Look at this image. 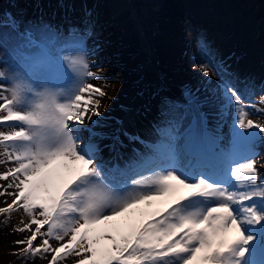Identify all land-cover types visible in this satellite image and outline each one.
Segmentation results:
<instances>
[{"label":"snow or ice","instance_id":"6c2138e0","mask_svg":"<svg viewBox=\"0 0 264 264\" xmlns=\"http://www.w3.org/2000/svg\"><path fill=\"white\" fill-rule=\"evenodd\" d=\"M86 17L65 30L43 21L21 28L8 16L12 32L0 35L8 64L0 68V215L7 225L22 213L13 232H30L13 255L25 264H264V121L251 118L264 114V94L255 97L256 86L201 43L198 71L206 85L216 79L207 89L214 122L199 89H188L153 143L121 120L94 131L86 121L100 126L93 117L103 115L108 85L88 82L103 74L88 58ZM122 137L145 153L133 148L125 159ZM96 140L110 141L107 160Z\"/></svg>","mask_w":264,"mask_h":264},{"label":"rangeland","instance_id":"374dc122","mask_svg":"<svg viewBox=\"0 0 264 264\" xmlns=\"http://www.w3.org/2000/svg\"><path fill=\"white\" fill-rule=\"evenodd\" d=\"M195 1V3L190 1L187 4L185 0H0V35L12 32L6 23L8 16L21 21V28L28 22L43 21L67 30L70 26H80L86 22L88 19L86 13H89L92 31L100 25L105 30V35L109 37L108 41L101 43L102 47L107 45L108 50H105L103 55L93 54L97 72L103 74V78L99 79L101 85H108L104 89L107 96L102 99L100 111L103 116H108V120L104 122L111 127H105L104 132H110L112 128L117 127L116 120L123 121L124 128L132 131L138 125L137 121L141 116H147L150 119L159 118L157 114L150 116V113L154 112L159 105L170 107L173 104H185L184 93L188 89L194 92L199 89L196 94L202 101H207L202 111L207 106L206 109L216 113L210 109L209 103L213 101V98L207 90L208 85L205 83L207 78L198 71V66L203 61L199 59L197 49L203 43L208 51L209 40L205 39V35H201V20L191 12L194 7H189L193 3L195 6L197 3L201 5L204 0ZM255 6L257 8L259 4L255 3ZM263 19V14H260L251 24L254 40L260 36ZM101 21L104 23L99 24ZM122 25L126 26L123 31L132 35L131 41L135 45V53L132 56L137 60L134 59L128 63L122 61V54L119 52V46L122 43L117 36L121 32L118 29ZM166 35L177 38L184 46L183 53L177 58L165 49L168 43ZM177 39L174 42H177ZM89 45L88 43V48ZM90 54L91 51L88 53L89 60L92 56ZM4 56V50L0 49V57ZM211 56L214 58L216 55ZM240 58L241 55L237 57L238 61ZM214 60L217 58L215 57ZM170 62L171 65L180 64L183 69L172 71L169 67ZM216 63L219 64L217 61ZM0 68L6 69L8 64L0 62ZM226 69L228 72L229 68L226 67ZM178 75H181L180 79L177 78ZM53 86L66 87L63 83ZM114 91L120 94V98L111 93ZM262 94L264 92L261 91V87L256 86L254 96L258 97ZM109 97H115V99H109ZM106 99L109 100L106 101ZM102 107L107 114L102 111ZM257 116L258 114H254L251 118L264 121V114ZM93 120L98 121L100 118L93 117ZM86 126L90 128L92 124L86 121ZM224 130L227 131V127ZM106 142L104 143H110L109 140ZM125 144L127 148L132 145L127 141ZM100 145L103 149L101 155L107 160L108 156L103 143ZM258 151L261 159L264 160V147L259 148ZM3 170L4 166L0 165V171ZM261 179H264V169L261 170ZM4 199L5 197H0V207L4 206ZM7 199L10 201L11 197ZM22 215V213H13L7 225L2 223L5 219L4 215H0V264H25L22 258L13 255L19 247L15 241L30 235L27 231L13 232V228L20 224ZM29 264H48V261L36 259ZM65 264H72V260L68 259Z\"/></svg>","mask_w":264,"mask_h":264},{"label":"bare ground","instance_id":"6f19581e","mask_svg":"<svg viewBox=\"0 0 264 264\" xmlns=\"http://www.w3.org/2000/svg\"><path fill=\"white\" fill-rule=\"evenodd\" d=\"M190 1H193L194 3L196 2L195 0ZM190 1L185 0L187 4L190 3ZM255 3L259 4L257 8L255 6ZM193 4H191L189 7H194V9H191V12L197 15V19L201 20V35H205V39L209 40L208 51L211 55H216L215 57L217 58V60L215 61L219 62V64L223 68H229L228 73L234 74L242 80H249L257 87L264 86V19L261 22L262 25L260 27V36L258 37V39L254 40L255 37L254 35H252L253 32L251 33V24L255 21L256 17L260 14H263L264 16V0H204L202 4L200 3L201 5H198L197 3V6H195V4ZM100 23H104V21L99 22V24ZM124 26L125 25L119 27L118 30H120L121 32L117 37L119 39V42L122 43L119 46V52L120 54H122L121 59L122 61L124 60V62L128 63L133 61L134 59L137 60V58H134L132 56L133 53H135V45L131 41L132 35H128L123 31L126 28V26ZM93 33L94 35L89 38L88 43L90 44L89 48L91 49L90 55H92L90 61H94L92 65V71L97 72L94 55L95 53L103 55V52L105 50H108L107 45L106 47H102L103 45L101 43L106 42V40L108 41L109 37L105 35L106 32L100 25L96 26L93 29ZM166 36V39H168V43L165 49L170 51V54H173L177 58V56H180L183 53L182 48H184V46L180 43V41H178L177 38V42H174L176 41V39H174L173 36ZM242 49H244V51ZM239 55H241V58L239 59L240 61H238L237 59ZM171 62L169 63V67L172 71H176V69H183V66H181L180 64L171 65ZM180 77L181 75L177 76V78L179 79ZM88 82L94 84L98 83L101 85V81L99 79L89 80ZM215 84L216 79L213 78L211 84L207 87L211 88L215 86ZM111 93L116 95L117 98H120V94H117L116 91ZM209 94L212 95L211 92ZM107 100L109 99H106V101ZM209 104L211 107L210 109L216 112L214 100ZM206 108L207 106H205V109L203 111L209 114V122L211 124L215 121V119H217V116L216 113H212L209 109ZM102 111H104V108ZM170 112L171 108L169 106L162 107V105H159V107L154 110V112L150 113V116L157 114L159 118L150 119L147 116H141L140 120L137 121L138 125L132 131L129 130V132L134 135H139L141 139H144L146 141L155 142V139L157 138L155 129L156 127L164 126L165 121L170 118ZM257 114V117H260V114ZM107 117L103 115L99 117L100 120H98V125L100 126L92 125L91 127L93 128V130L104 131L105 127L101 126H103L104 124L106 125V122H104V120H108ZM101 121L103 122V124ZM123 139L124 142L127 141L128 143H130L126 138ZM95 142L100 144L103 143V145H106L105 143H107L106 140H96ZM130 146L131 147L128 148H122L125 149L123 151L121 150L125 154V159H127L128 156L132 155L133 148H137V150L142 149V151H140L141 153H145L146 151L143 145L136 142H132V145ZM104 150H106L105 152L108 156L106 157L108 159L111 154L107 148H104Z\"/></svg>","mask_w":264,"mask_h":264}]
</instances>
